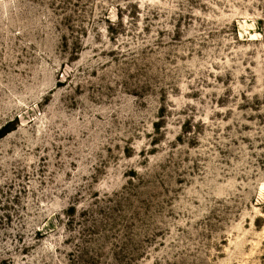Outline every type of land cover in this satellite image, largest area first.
Segmentation results:
<instances>
[{
	"label": "rangeland",
	"instance_id": "374dc122",
	"mask_svg": "<svg viewBox=\"0 0 264 264\" xmlns=\"http://www.w3.org/2000/svg\"><path fill=\"white\" fill-rule=\"evenodd\" d=\"M0 264H264V0H0Z\"/></svg>",
	"mask_w": 264,
	"mask_h": 264
}]
</instances>
